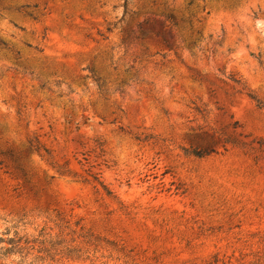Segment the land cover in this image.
Segmentation results:
<instances>
[{"label":"rangeland","instance_id":"1","mask_svg":"<svg viewBox=\"0 0 264 264\" xmlns=\"http://www.w3.org/2000/svg\"><path fill=\"white\" fill-rule=\"evenodd\" d=\"M0 238V264H264V0H0Z\"/></svg>","mask_w":264,"mask_h":264},{"label":"trees","instance_id":"2","mask_svg":"<svg viewBox=\"0 0 264 264\" xmlns=\"http://www.w3.org/2000/svg\"><path fill=\"white\" fill-rule=\"evenodd\" d=\"M166 18H169L172 20V23L171 24H178V19L175 15L173 14H168L166 15ZM196 44V41L193 40L189 43V46H192V45H195ZM251 97L253 99H255L258 103V105H261V101L255 96V95H252L251 94ZM195 155H198V156H202L204 153L203 152H200V151H193ZM87 238H88V243H92L93 241V235L92 234H88L87 235ZM3 241L2 238H0V242ZM107 244L111 245L112 246V250L110 251V256H112L113 254V250L117 251V253L121 254L120 252H123V247H118L117 244L115 242H110V241H107L106 242ZM126 256V255H125ZM118 260H121V257H117ZM123 264H130L127 260H124Z\"/></svg>","mask_w":264,"mask_h":264}]
</instances>
